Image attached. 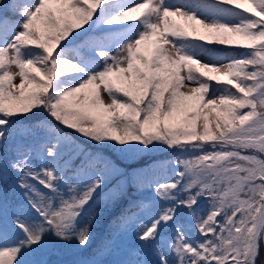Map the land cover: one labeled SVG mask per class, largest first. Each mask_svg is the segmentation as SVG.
Here are the masks:
<instances>
[{
    "label": "snow or ice",
    "instance_id": "snow-or-ice-1",
    "mask_svg": "<svg viewBox=\"0 0 264 264\" xmlns=\"http://www.w3.org/2000/svg\"><path fill=\"white\" fill-rule=\"evenodd\" d=\"M34 110L51 118L37 122L44 138L0 153V181L15 173L23 197L11 205L0 197V264H58L55 251L87 249L90 209L121 194L124 182L105 186L123 170L64 129L125 156L177 153L162 165L171 176L130 173L153 195L117 218L136 243L108 264H256L264 0H0V145ZM181 209L195 237L179 223ZM113 244L77 264H105L97 257Z\"/></svg>",
    "mask_w": 264,
    "mask_h": 264
},
{
    "label": "trees",
    "instance_id": "trees-1",
    "mask_svg": "<svg viewBox=\"0 0 264 264\" xmlns=\"http://www.w3.org/2000/svg\"><path fill=\"white\" fill-rule=\"evenodd\" d=\"M233 51H242V50H233ZM50 119L51 118L48 116L46 112L42 110H34V114H30L26 118H21L20 120L16 121L14 130L12 132V136L9 139H7L3 145H0V153H4L6 150H10L14 145L18 144L19 139H17V137L21 135H23L24 139L26 138L28 144L39 143L38 141H33L31 139L33 132H35L37 136L38 133H42L43 135H45V130L43 128L36 126L37 122L48 121ZM53 123H55V121H53ZM25 127H26V131L24 132L23 130L25 129ZM64 130L68 133L69 136H71L76 141L78 145L82 146L85 150L99 152L100 149H105V148L109 150L113 149L111 147L95 146L90 141L79 136L74 131L69 129H64ZM87 144H90L93 147L85 148L87 147ZM161 151L162 149L149 154L137 153L128 156L122 155L121 153L117 152L115 153V155H111L110 158L118 159V161L120 162V163H116V162L114 163L120 169L123 170V174L113 176L107 182L105 186V191H107L109 188H112L113 185H116L117 181L124 182V186L121 188V194L114 202L106 201L99 203L98 205H93V209L91 210H94L97 213V217L94 222V226L91 227L92 235L90 241H93L95 238H101L103 242V240L107 238L110 230L116 226L118 222L117 218L123 212V209L117 211L114 210H116L119 206H121L123 202H125L127 199L129 198L136 199L140 192L149 189L148 187H144L143 189L138 190L136 187L133 186V182L129 181L130 173H132L133 170H137V171L143 170L146 172H151L154 170L159 175H167V176L172 175L171 168L169 167L165 172V170L162 168V165L166 164L168 161L173 160L177 155V153L170 152V153L162 154ZM124 178L125 181H123ZM206 203H207L206 201H203L202 204L200 203L201 208H205ZM186 211L187 210L185 209H181L179 214L181 213L182 215H184L183 213H185ZM95 243H96L95 245L101 244L100 240L96 241ZM256 264H264V252L262 247L260 249V254Z\"/></svg>",
    "mask_w": 264,
    "mask_h": 264
},
{
    "label": "rangeland",
    "instance_id": "rangeland-1",
    "mask_svg": "<svg viewBox=\"0 0 264 264\" xmlns=\"http://www.w3.org/2000/svg\"><path fill=\"white\" fill-rule=\"evenodd\" d=\"M202 59L205 62L208 61L207 57H203ZM90 147H93V146L90 145V144H87V147H85V148H90ZM103 150L109 155H115V153L118 152L115 149L109 150V149L105 148ZM170 152H172V151H169V150H166V149H162V151H161L162 154L170 153ZM109 155H108V157H109ZM129 155H131V154H129ZM110 159L113 162L120 163L118 161V159H115V158L114 159L110 158ZM123 181H125V178L123 179ZM152 195H153V193H151V198H152ZM203 201H205V200L201 199L200 203H202ZM182 225L184 226L186 231H189V233H190V235L192 237H195L197 235L194 227L192 226L193 225V221L191 220V217L188 214H187L185 223H183ZM113 241H114V244H113V249H112L111 254L97 258V259H102L103 261H105V264H108V262H111L113 260L119 259L121 257L122 251H125L128 247H130V246H132V245H134L136 243L135 238H134V233L132 231H129L127 233H120L119 232V234L116 236V238ZM60 250L61 249H59L57 251H60ZM57 251H55L52 254V258H54L53 256H54V254H56Z\"/></svg>",
    "mask_w": 264,
    "mask_h": 264
}]
</instances>
